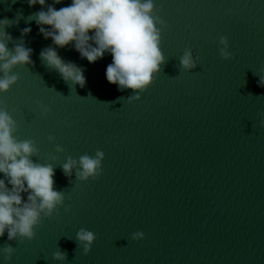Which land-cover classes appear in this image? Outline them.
Listing matches in <instances>:
<instances>
[{"label":"water","instance_id":"water-1","mask_svg":"<svg viewBox=\"0 0 264 264\" xmlns=\"http://www.w3.org/2000/svg\"><path fill=\"white\" fill-rule=\"evenodd\" d=\"M154 3L165 62L129 102L132 89L106 80L111 55L90 64L71 46L57 49L86 68V86L72 85L40 58L54 46L27 20L41 6L0 0V19L22 13L5 28L8 47L31 27L24 40L33 49V64L14 68L19 79L0 93V106L16 121V138L34 141L33 162L53 166L54 189L65 196L32 240L0 238V247L15 248L10 261L0 253V264H264V0ZM221 37L231 59L220 55ZM186 49L199 58L188 71L180 66ZM97 151L104 159L95 179L78 180L76 169L64 175L69 157ZM81 228L96 236L88 254L76 240Z\"/></svg>","mask_w":264,"mask_h":264},{"label":"clouds","instance_id":"clouds-1","mask_svg":"<svg viewBox=\"0 0 264 264\" xmlns=\"http://www.w3.org/2000/svg\"><path fill=\"white\" fill-rule=\"evenodd\" d=\"M63 2L52 0L49 4L48 0H27L29 7L41 6L27 20H34L39 34L46 40L51 39L54 45L40 52L41 60L48 68L56 70L64 81L83 88L87 83L86 68L65 61L57 49L71 46L90 64L109 54L112 62L106 67V80L117 85L119 91L132 89L134 95L128 98L129 102L139 100L138 93L152 84L160 65L165 62L160 48L164 22L156 14L154 0H71L67 6L55 7ZM21 17L22 13L18 12L16 20L0 19V93L17 83L19 76L14 68L33 64V49L26 47L24 40L31 33V27L22 29L20 42L11 49L8 47L13 38L5 28L18 23ZM219 43L221 57L231 59L227 38L221 37ZM198 59L191 49H186L180 57V66L187 71L194 69ZM257 84L264 87V76H260ZM40 108L45 114L50 111L43 104ZM16 130V121L0 106V238L7 233L8 241L32 240L42 219L51 218L65 200L64 192L54 189L53 166L33 162L31 157L38 154V148L33 140H18ZM52 139L50 136L49 140ZM56 152H63V149L57 146ZM103 159L101 151L94 157L85 154L79 161L69 157L62 170L68 178L76 169L78 180L95 179L101 174ZM22 194H27L26 199ZM143 237V232L132 236L134 240ZM95 239L94 233L87 229L81 228L76 234L85 254L91 251ZM14 252L11 244L0 247L6 262ZM53 255L56 260H66V253L62 251Z\"/></svg>","mask_w":264,"mask_h":264}]
</instances>
